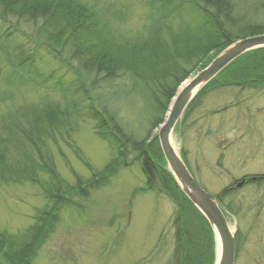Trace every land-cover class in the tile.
I'll return each instance as SVG.
<instances>
[{
    "label": "trees",
    "instance_id": "obj_1",
    "mask_svg": "<svg viewBox=\"0 0 264 264\" xmlns=\"http://www.w3.org/2000/svg\"><path fill=\"white\" fill-rule=\"evenodd\" d=\"M2 1L0 54L10 74L22 84L59 93L60 99L16 108L0 119V134L5 128L13 130L22 145L28 146L26 150L32 148L36 152V156L30 150L19 157V151H12L14 140L10 143L0 137V181L7 177L36 181L35 166L48 174L51 181L43 189L45 209L58 208L57 198L63 199V195L58 193L61 187L55 185L58 176L47 143L55 141L57 134L62 136L61 131L66 135L67 116L82 105L94 120L97 134L114 146L116 159L124 165L137 161L147 187L174 203V264H213L212 230L168 171L157 135L152 131L162 123L170 99L191 72L207 65L228 44L264 34V1L249 4L246 0H146L148 12L136 31L113 24V18H121L117 9L109 13L108 9H98L96 4L97 7L84 0ZM252 6H261L260 13L244 11ZM9 16L34 25L44 38L46 53L60 69L73 75L75 88L65 86L54 70L36 69L37 47L25 49L17 41L18 31L10 26ZM127 84L130 91L121 95L120 88ZM221 87L263 89L264 48L244 53L219 72L189 103L185 116L205 93ZM71 90L75 96L69 93ZM130 95H136L145 108L149 106L154 112L150 119L142 120L148 123L146 128L142 122L131 128L119 116L118 103ZM257 177L249 181L258 183ZM94 179L87 183L93 186L97 183ZM231 189L225 188L215 196L220 204ZM74 190L82 191L81 185L77 184ZM54 217L52 212L43 217L44 228L36 223L17 234L1 230L0 264H28L30 250L52 233ZM234 237L236 246L238 234Z\"/></svg>",
    "mask_w": 264,
    "mask_h": 264
},
{
    "label": "rangeland",
    "instance_id": "obj_2",
    "mask_svg": "<svg viewBox=\"0 0 264 264\" xmlns=\"http://www.w3.org/2000/svg\"><path fill=\"white\" fill-rule=\"evenodd\" d=\"M84 1L96 4L98 9H108L109 13L117 9L121 18H113V24L130 31L140 29L148 12L146 0ZM246 1L254 4L264 0ZM261 8L252 6L244 11L260 13ZM2 11L0 0V16ZM185 14L189 16L188 11ZM8 18L10 26L18 31L17 41L25 49L37 47L36 69L54 70L65 86L75 88L73 75L60 69L46 53L44 38L34 25L23 24L13 16ZM199 70L191 72L184 81ZM120 89L124 95L130 91V85ZM69 93L75 96L73 90ZM58 99L59 93L17 81L0 54V119L16 108ZM118 110L131 128L139 127L142 120L154 114L136 95L119 102ZM67 119L66 135L61 131L62 136L57 134L55 141L47 143L58 176L55 185L61 187L58 193L63 195V199L57 198L58 208L45 209L43 189L51 183L50 177L34 166L36 181L9 177L0 181V231L17 234L36 223L44 228L43 217L52 212L56 216L52 233L30 250L28 264H174V203L147 187L137 161L124 165L116 159L114 146L97 134L95 122L84 106L70 111ZM141 125L146 128L148 123ZM0 137L10 143L14 140L12 151H19V157L30 150L36 156L34 149L26 150L28 146L22 145L13 130L5 128ZM173 139L196 183L208 194L217 196L232 187L221 204L229 226L238 234L234 264H264V181L247 180L264 176V88L210 90L186 116L184 112L175 126ZM93 178L97 183L92 186L87 182ZM243 178L244 182L236 186ZM77 184L82 191L75 192Z\"/></svg>",
    "mask_w": 264,
    "mask_h": 264
},
{
    "label": "water",
    "instance_id": "obj_3",
    "mask_svg": "<svg viewBox=\"0 0 264 264\" xmlns=\"http://www.w3.org/2000/svg\"><path fill=\"white\" fill-rule=\"evenodd\" d=\"M261 48H264V34L241 38L228 44L206 67L199 70L194 77L184 81L183 85H180L172 97L163 122L157 131L160 149L168 171L181 192L205 218L213 232L214 264H234V231L229 226L219 202L195 182L179 152L173 147L172 134L187 105L210 80L239 56ZM242 183L243 181L239 182L237 186ZM217 243H219V253L217 252Z\"/></svg>",
    "mask_w": 264,
    "mask_h": 264
},
{
    "label": "bare ground",
    "instance_id": "obj_4",
    "mask_svg": "<svg viewBox=\"0 0 264 264\" xmlns=\"http://www.w3.org/2000/svg\"><path fill=\"white\" fill-rule=\"evenodd\" d=\"M172 144H173L174 149L177 150V147H176V144H175V141H174L173 137H172ZM217 245H218L217 246V252L219 253V243H217Z\"/></svg>",
    "mask_w": 264,
    "mask_h": 264
},
{
    "label": "flooded vegetation",
    "instance_id": "obj_5",
    "mask_svg": "<svg viewBox=\"0 0 264 264\" xmlns=\"http://www.w3.org/2000/svg\"><path fill=\"white\" fill-rule=\"evenodd\" d=\"M257 178L259 179L258 183L264 181V176L263 175H259Z\"/></svg>",
    "mask_w": 264,
    "mask_h": 264
}]
</instances>
